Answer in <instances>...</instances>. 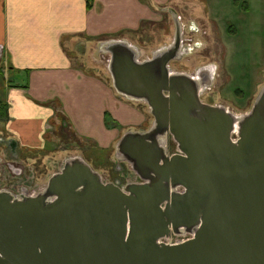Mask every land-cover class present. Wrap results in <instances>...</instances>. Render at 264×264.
Listing matches in <instances>:
<instances>
[{
	"label": "water",
	"instance_id": "95a60500",
	"mask_svg": "<svg viewBox=\"0 0 264 264\" xmlns=\"http://www.w3.org/2000/svg\"><path fill=\"white\" fill-rule=\"evenodd\" d=\"M181 41L175 19L152 59L103 43L115 90L155 120L116 146L141 182L105 183L75 158L35 196L0 191V264H264V88L243 116L203 103L206 87L168 67ZM173 234L191 238L163 242Z\"/></svg>",
	"mask_w": 264,
	"mask_h": 264
},
{
	"label": "crops",
	"instance_id": "0c3cea01",
	"mask_svg": "<svg viewBox=\"0 0 264 264\" xmlns=\"http://www.w3.org/2000/svg\"><path fill=\"white\" fill-rule=\"evenodd\" d=\"M147 1L93 0L88 8L87 0H0V67L13 79L27 77V88L19 82L5 91L6 131L18 147L46 149L53 125L61 127L62 120L99 150L116 147L127 132H142L132 129L142 128L144 114L110 92L100 76L77 66L67 43L87 39L74 44L90 49L94 38L139 31L171 0ZM259 13L264 22V6Z\"/></svg>",
	"mask_w": 264,
	"mask_h": 264
},
{
	"label": "rangeland",
	"instance_id": "374dc122",
	"mask_svg": "<svg viewBox=\"0 0 264 264\" xmlns=\"http://www.w3.org/2000/svg\"><path fill=\"white\" fill-rule=\"evenodd\" d=\"M150 1L147 3L151 6ZM228 1H232L231 5ZM233 2L234 0H171L167 10L159 9L160 14H157L155 22L142 25L139 31L101 36L103 41L96 43L99 40H92L94 42L90 49L84 48V43L75 47L74 43L87 41L81 38H76L77 42L70 40L67 46L77 66L100 76L108 84L110 92H115L119 98L144 114L145 124L142 128L132 130L148 132L155 123L149 106L145 101L126 98L115 90L108 67L110 56L103 52V43L111 40L125 41L138 49L139 60L144 61L161 48L172 44L175 19L182 28L192 21L195 28L208 33V46L214 47V56L220 61L212 66V74L216 73L215 82L207 86L209 89L206 87L203 90L204 95H209L206 102L210 99L214 104L221 103L236 116H243L250 112L264 88V22L259 20V10L262 11L264 0H237L236 5ZM228 27L231 32L230 40L226 38ZM182 41L183 53L180 59L171 64L172 72L193 75L199 65L208 64L209 59L211 63L215 61L216 58L212 60L210 55L207 58L198 57L194 50L191 51L194 45L190 48L189 45L184 46ZM6 74L5 71L4 79L0 80L1 101L5 100V91L10 87L8 79L11 77ZM11 81L12 84H18L25 83L27 79L20 81L11 78ZM236 89L242 90L241 100L236 95ZM60 124L61 127L53 125L51 137L49 135L50 139L47 140L50 146H46V149L14 146L13 150L11 135L6 131L5 124L0 122V191H8L17 198L20 195L35 196L46 189L49 179L60 172L65 162L75 158L90 164L105 183L112 182L124 188L141 182L132 165L119 154L116 147L99 150L95 144L78 137L65 120ZM177 152V144L171 139L167 153L173 155ZM190 238L189 234H173L164 241L173 245Z\"/></svg>",
	"mask_w": 264,
	"mask_h": 264
},
{
	"label": "flooded vegetation",
	"instance_id": "af4514ba",
	"mask_svg": "<svg viewBox=\"0 0 264 264\" xmlns=\"http://www.w3.org/2000/svg\"><path fill=\"white\" fill-rule=\"evenodd\" d=\"M236 1L237 0H234V2H236ZM191 23H189V24L187 23L186 26L183 25V28H182V39L184 38L182 42H183L184 46L189 45V47L191 48L192 45H194L195 48H191L192 49L191 51H193L194 49L197 50V51L194 50V52L198 54V57L207 58V56L210 55L212 60H214L216 58L213 63H211V60L209 59L210 62L208 64L199 65L197 72L192 75V77H194V79H196L197 81L200 82L201 87L202 86L207 87V86H209V84H212L215 82L216 73L212 74V68H213L212 66H213V64L220 63V61L218 60L217 57L214 56L215 51H216L214 49V47L208 46V39H207L208 33H206L205 31L201 32L198 30V28L192 29ZM188 33H190V35ZM173 34L175 36V33H173ZM230 37H231V32H230L229 27H228L227 28V35H226L227 40H230ZM163 48H165V47H163ZM166 48H168V47H166ZM186 50H187V48H186ZM244 50H247V48H245ZM180 53H183V49L180 50ZM181 56L182 55H176V60L180 59ZM152 57L149 59H152ZM176 60L171 61L168 65V67L171 68V64L176 62ZM172 73H177V72H172ZM236 90H237L236 95H238V99L241 100L242 95H243V93L241 94L242 90L241 89H236ZM208 96H209L208 93H206L204 95L203 90L201 91L200 99L203 103L211 105V106H223L221 103L220 104H217V103L214 104L210 99L207 100V102H206V97H208ZM223 107H225V106H223ZM11 145L13 146V147L11 146V148H13V150H14L13 142L11 143ZM107 183H112V182H107Z\"/></svg>",
	"mask_w": 264,
	"mask_h": 264
},
{
	"label": "trees",
	"instance_id": "16d2710c",
	"mask_svg": "<svg viewBox=\"0 0 264 264\" xmlns=\"http://www.w3.org/2000/svg\"><path fill=\"white\" fill-rule=\"evenodd\" d=\"M92 4H93V0H87V7L88 8H91ZM105 37H107V36H105ZM100 39H101L100 37H97V38H94L92 40H100ZM4 77H5V74H4V71H3V67H0V80H3ZM26 79H27V77H26ZM8 81H9V85L8 86H10V87H19V86H21V85L15 84V83L12 84L11 83L12 82L11 78L8 79ZM23 85H24L23 86L24 88L25 87L27 88V84L26 83L23 84ZM9 119H10V116H9V105L6 103L5 100H3V101L0 100V122L4 123V124H7ZM111 122H113L111 117L109 116V114H106V125L108 127H111V125H110ZM13 145L17 146L15 142H13Z\"/></svg>",
	"mask_w": 264,
	"mask_h": 264
},
{
	"label": "bare ground",
	"instance_id": "6f19581e",
	"mask_svg": "<svg viewBox=\"0 0 264 264\" xmlns=\"http://www.w3.org/2000/svg\"><path fill=\"white\" fill-rule=\"evenodd\" d=\"M192 22V21H191ZM193 23V22H192ZM170 44V43H169ZM193 46V45H192ZM195 48V47H194ZM195 50V49H194ZM198 69V68H197ZM199 72V71H198Z\"/></svg>",
	"mask_w": 264,
	"mask_h": 264
}]
</instances>
